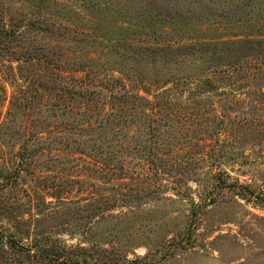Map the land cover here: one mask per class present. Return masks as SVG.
<instances>
[{
  "label": "rangeland",
  "instance_id": "374dc122",
  "mask_svg": "<svg viewBox=\"0 0 264 264\" xmlns=\"http://www.w3.org/2000/svg\"><path fill=\"white\" fill-rule=\"evenodd\" d=\"M0 264H264V0H0Z\"/></svg>",
  "mask_w": 264,
  "mask_h": 264
},
{
  "label": "trees",
  "instance_id": "16d2710c",
  "mask_svg": "<svg viewBox=\"0 0 264 264\" xmlns=\"http://www.w3.org/2000/svg\"><path fill=\"white\" fill-rule=\"evenodd\" d=\"M158 50L160 52H164L162 48H158ZM33 59H35V58H33ZM58 73L63 74V75L65 74L64 70L63 71L58 70ZM65 79H66V84H63L62 82H60L59 84L54 85L49 90V92L55 93L56 96H58L60 99L59 102L52 104L51 108H54L55 106L59 105V106H61L59 108L76 109V108H74V105L76 103L75 96H77V95L81 96V95L76 94V92H75L77 89L76 85L74 86V85L69 84V80L72 78H65Z\"/></svg>",
  "mask_w": 264,
  "mask_h": 264
}]
</instances>
